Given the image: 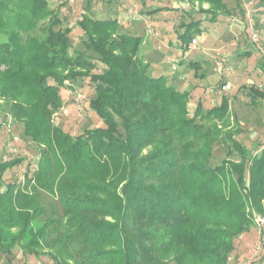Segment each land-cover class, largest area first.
<instances>
[{
	"label": "trees",
	"instance_id": "1",
	"mask_svg": "<svg viewBox=\"0 0 264 264\" xmlns=\"http://www.w3.org/2000/svg\"><path fill=\"white\" fill-rule=\"evenodd\" d=\"M191 1L209 4V18L183 25L184 44L202 32L198 25L228 13L223 0ZM59 24L48 0H0L7 38L0 42V96L39 149L23 182L0 190V253L20 246L58 264H226L254 215H264V143L250 151L234 139L226 96L209 109L198 101L190 115V91L178 90L172 77L149 75L137 57L141 38L118 32L116 19L84 15L78 22L85 51L105 66L99 74L89 73L95 64L85 52L70 55V29L55 30ZM71 67L85 72L61 74ZM189 67L196 76L198 63ZM83 78L95 85L86 108L103 126L73 136L50 116L63 82ZM248 95L253 104L264 101L256 86ZM218 141L226 158L212 165ZM234 153L239 159L229 158ZM22 161L0 163V188L3 174ZM29 186L55 195L61 213L22 194Z\"/></svg>",
	"mask_w": 264,
	"mask_h": 264
},
{
	"label": "rangeland",
	"instance_id": "2",
	"mask_svg": "<svg viewBox=\"0 0 264 264\" xmlns=\"http://www.w3.org/2000/svg\"><path fill=\"white\" fill-rule=\"evenodd\" d=\"M175 1L179 0H48V3L60 20L55 30L66 27L70 29V55L74 57L78 52H85L95 64L94 69L89 71L90 74H99L105 66L94 53L85 51L86 37L78 22L84 15L93 19H116L118 32L141 38L137 57L149 64V75L166 78L174 75L176 79L184 76L185 80L172 83L180 91H190L187 104L190 115L198 101L205 109H209L220 103L221 96H226L229 99L230 131L234 139L248 150H256L259 143H264V101L251 103L248 88L256 86L264 91V71L261 66L264 59V3L260 4L259 0H223L228 13L218 11L216 22L210 23L207 20L198 25L202 32H193L192 38H196L197 44L195 48L189 49V42H181L179 34L183 32V25L199 18H209L204 14L209 4L181 0L182 6L174 8L171 2ZM244 7L250 11V17L244 22L250 28L240 34L236 33L232 22L246 19ZM158 8L163 10L154 12ZM232 18L236 20L231 21ZM253 34L257 35L255 42L252 41ZM6 39V36L0 34V42H5ZM249 39L257 46L256 52L251 56H241L245 52L244 43ZM194 62L198 63L196 76L195 69L189 67ZM217 63L222 66L220 71ZM71 70L85 72L81 67H71L62 70L61 74H69ZM226 83L230 84V88H223ZM63 86L60 91L61 104L52 111L50 123L73 136L79 134L83 128L102 127L99 117L86 108V104L94 96L95 85L83 78L75 82L67 79ZM8 99L0 96V163L15 158L23 161L3 174L1 191L8 183L23 182L24 172L26 169L32 172L39 158L36 144L23 135V125L8 114L11 103ZM119 132L123 134L121 128ZM226 153V146L221 141L215 143L211 164H220L226 158ZM237 156L234 153L229 158L237 160ZM20 189L22 194L37 199L34 203L45 208L47 212L52 207L57 214L61 213L55 195L52 196L39 187ZM259 215L264 218V215ZM262 242L264 243V223L261 227L254 223L235 240L234 251L238 252L236 257L234 251L228 257L232 258L230 264L240 263L249 256L251 248ZM0 264L58 263L47 254L36 257L23 251L20 246H15L10 255L0 253ZM252 264H264V245L252 258Z\"/></svg>",
	"mask_w": 264,
	"mask_h": 264
},
{
	"label": "built area",
	"instance_id": "3",
	"mask_svg": "<svg viewBox=\"0 0 264 264\" xmlns=\"http://www.w3.org/2000/svg\"><path fill=\"white\" fill-rule=\"evenodd\" d=\"M244 9H245V11H244V14L245 15L244 16L246 17V19H248L250 17V11L247 10L246 7H244ZM234 20H236V18H232L231 21H234ZM256 37H257V35L256 34H253L252 35V41L255 42L256 41ZM196 44H197V40H196V38H193L189 42V44L187 45V48H189V49L195 48L196 47ZM217 64H218L217 67H219L218 68V71H220L222 69V66H221L220 63H217ZM173 69H175V67H173ZM223 88L224 89L230 88V84L229 83L224 84L223 85ZM253 220H254V223L257 224L258 227H261V225L264 223V218L261 217L260 215H257V214L254 215V219ZM263 245H264V243L262 242V243H258L253 248H251L249 250V256L247 258H245L244 260H242L238 264H252V258L254 256H256L262 250ZM227 262H228V264L232 263V258H228Z\"/></svg>",
	"mask_w": 264,
	"mask_h": 264
},
{
	"label": "crops",
	"instance_id": "4",
	"mask_svg": "<svg viewBox=\"0 0 264 264\" xmlns=\"http://www.w3.org/2000/svg\"><path fill=\"white\" fill-rule=\"evenodd\" d=\"M182 1L181 0H179L178 2H171V4H172V7H177V8H180L181 6H182ZM167 7V6H166ZM241 19V18H240ZM244 19V18H243ZM236 22V23H235ZM234 23L232 22V26L234 27V29L235 30H237L236 31V33H240V34H244V32H246L250 27L248 26V28H247V26H245V23L244 22H247V19H244V20H238V21H235ZM247 25V24H246ZM245 27H246V29H245ZM256 49H257V46H255V44H253V42L252 41H250V39L249 40H247V41H245V43H244V51L245 52H250L251 53V55L252 54H255V52H256ZM245 66V65H244ZM172 69H173V67H172ZM173 70H175V69H173ZM172 77V80H171V83L172 82H176V81H182V80H185V78H184V76H179L180 77V79H176L175 78V76L174 75H172L171 76ZM173 84V83H172ZM178 89V88H177ZM237 252L238 251H234V253H235V257H236V255H237Z\"/></svg>",
	"mask_w": 264,
	"mask_h": 264
}]
</instances>
